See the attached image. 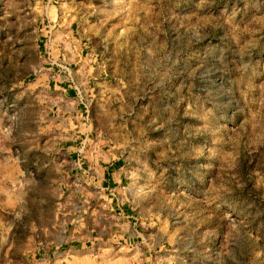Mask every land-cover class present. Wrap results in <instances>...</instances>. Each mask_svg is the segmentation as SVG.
I'll return each instance as SVG.
<instances>
[{
    "label": "rangeland",
    "instance_id": "rangeland-1",
    "mask_svg": "<svg viewBox=\"0 0 264 264\" xmlns=\"http://www.w3.org/2000/svg\"><path fill=\"white\" fill-rule=\"evenodd\" d=\"M209 7L0 0V264H264V25L220 22L243 0ZM57 74L91 114L62 113ZM79 130L121 143L145 245L68 163Z\"/></svg>",
    "mask_w": 264,
    "mask_h": 264
},
{
    "label": "crops",
    "instance_id": "crops-1",
    "mask_svg": "<svg viewBox=\"0 0 264 264\" xmlns=\"http://www.w3.org/2000/svg\"><path fill=\"white\" fill-rule=\"evenodd\" d=\"M53 80L55 89L61 94L59 100L61 103H59L63 107L60 109L63 114H91L83 98L77 94L76 88L68 84L72 81L70 77L62 79L57 74ZM104 85L108 86L107 83ZM88 101H92L91 97ZM82 105L88 110L82 111ZM120 108L119 95H108L103 91V114H122ZM70 141L72 145L63 149L67 153L68 163L77 169L83 178L87 179L88 184L93 185L99 191L103 213L108 210L112 211L111 214L118 221L115 225L123 229L122 239L125 242L142 239L141 227L134 222V208L129 203L126 194L125 184L131 181L128 169L130 162L121 156L123 150L121 143L114 137L108 138L105 135L102 149L98 139H94L90 132L85 133L82 130L74 131ZM120 220L124 222L121 223ZM135 244L145 245L144 239Z\"/></svg>",
    "mask_w": 264,
    "mask_h": 264
},
{
    "label": "clouds",
    "instance_id": "clouds-1",
    "mask_svg": "<svg viewBox=\"0 0 264 264\" xmlns=\"http://www.w3.org/2000/svg\"><path fill=\"white\" fill-rule=\"evenodd\" d=\"M190 2L195 4L197 9H207V11H212L209 5L212 3H216L217 0H190ZM227 2H230V0H225V3ZM243 3L245 5L243 9L235 8L232 10L231 14H229L227 8H225V10L220 13V22H223L225 24L232 23L233 30L235 31L237 30V23L239 25H248L252 22V17L255 15V16L262 18L260 23L264 25V0H243ZM237 16H240V19L238 22L236 21ZM261 31H264V27L261 28ZM196 39H202L199 33H196ZM209 44H211V40H209ZM238 54L241 56V59H243L244 55H248L250 53L241 52ZM189 75H191V73H189ZM206 79L207 78L202 73L201 74V90L202 91H207V88L203 87V84L206 82ZM223 95L226 97V100L218 108L220 115L227 116L228 118L235 117L236 110L239 109L240 107L239 103L236 102L235 108H231L230 105L233 103L234 97L229 96L227 92H223ZM225 109H227V111H225ZM229 112L231 114L230 116L228 115ZM165 123H169V122L165 121ZM153 124H155V121H153ZM177 124L179 125L180 121H177ZM146 127L148 131L153 130L152 125H147Z\"/></svg>",
    "mask_w": 264,
    "mask_h": 264
}]
</instances>
